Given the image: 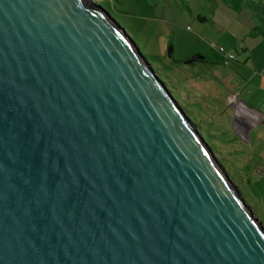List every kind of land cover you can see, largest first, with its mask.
I'll return each instance as SVG.
<instances>
[{"label": "water", "instance_id": "obj_1", "mask_svg": "<svg viewBox=\"0 0 264 264\" xmlns=\"http://www.w3.org/2000/svg\"><path fill=\"white\" fill-rule=\"evenodd\" d=\"M0 264H264L263 223L94 0H0Z\"/></svg>", "mask_w": 264, "mask_h": 264}, {"label": "rangeland", "instance_id": "obj_2", "mask_svg": "<svg viewBox=\"0 0 264 264\" xmlns=\"http://www.w3.org/2000/svg\"><path fill=\"white\" fill-rule=\"evenodd\" d=\"M94 1L133 38L264 225V123L238 121L229 99L238 92L237 65L219 50L240 57L241 44L264 49V35L252 30L263 24L264 0ZM199 50L218 62L186 64Z\"/></svg>", "mask_w": 264, "mask_h": 264}, {"label": "crops", "instance_id": "obj_3", "mask_svg": "<svg viewBox=\"0 0 264 264\" xmlns=\"http://www.w3.org/2000/svg\"><path fill=\"white\" fill-rule=\"evenodd\" d=\"M257 9L259 7L257 6ZM260 12V11H259ZM254 17V13L251 12ZM262 25L252 26V30L264 35V17ZM242 55L237 50L235 60L238 92L231 94L229 99L235 102L238 121L243 127H254L264 123V49H257L247 44H241ZM196 54H205L199 50ZM225 61L226 58L224 57ZM211 65V63H208ZM229 61L227 65H230Z\"/></svg>", "mask_w": 264, "mask_h": 264}, {"label": "trees", "instance_id": "obj_4", "mask_svg": "<svg viewBox=\"0 0 264 264\" xmlns=\"http://www.w3.org/2000/svg\"><path fill=\"white\" fill-rule=\"evenodd\" d=\"M107 10V9H106ZM108 11V10H107ZM109 12V11H108ZM116 20V19H115ZM117 21V20H116ZM122 27V26H121ZM136 43V42H135ZM202 55H204L205 56V59L204 60H200V61H202V62H204V63H211V64H215V63H217L218 62V60H211V59H208L209 57H208V55L207 54H202ZM147 58V57H146ZM148 60V59H147ZM235 60V59H234ZM151 64V63H150ZM152 65V64H151ZM152 67H153V65H152ZM154 68V67H153ZM154 70H155V68H154ZM155 72L158 74V72L155 70ZM159 75V74H158ZM159 77H160V75H159ZM161 79H162V77H160ZM163 80V79H162ZM199 130V129H198ZM206 142H207V140H206ZM208 143V142H207ZM209 144V143H208ZM210 145V144H209ZM211 146V145H210ZM211 148L213 149V147L211 146ZM213 152H214V154H215V156L217 157V152L213 149ZM219 162L222 164V162L220 161V159H219ZM223 165V164H222ZM224 166V165H223Z\"/></svg>", "mask_w": 264, "mask_h": 264}, {"label": "built area", "instance_id": "obj_5", "mask_svg": "<svg viewBox=\"0 0 264 264\" xmlns=\"http://www.w3.org/2000/svg\"><path fill=\"white\" fill-rule=\"evenodd\" d=\"M220 52H222L226 57V62L228 63L231 60H234L236 55L232 51H227L224 47H219Z\"/></svg>", "mask_w": 264, "mask_h": 264}]
</instances>
